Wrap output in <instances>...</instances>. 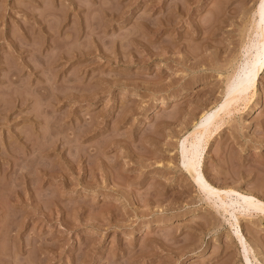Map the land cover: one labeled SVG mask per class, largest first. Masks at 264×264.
<instances>
[{
	"label": "rangeland",
	"instance_id": "rangeland-1",
	"mask_svg": "<svg viewBox=\"0 0 264 264\" xmlns=\"http://www.w3.org/2000/svg\"><path fill=\"white\" fill-rule=\"evenodd\" d=\"M261 6L0 0V264H264Z\"/></svg>",
	"mask_w": 264,
	"mask_h": 264
},
{
	"label": "bare ground",
	"instance_id": "bare-ground-1",
	"mask_svg": "<svg viewBox=\"0 0 264 264\" xmlns=\"http://www.w3.org/2000/svg\"><path fill=\"white\" fill-rule=\"evenodd\" d=\"M259 12H260L261 18L264 19V7L261 6V8L259 9ZM256 48H257V52L255 54H251L245 60L241 71L239 72V74L236 77L237 80L235 79L236 80L235 81L234 79H232V80H234L233 84L231 83L232 87L233 86H243V89L244 88L246 89L245 94L243 96L235 95V97L236 96L237 97L234 98L233 100H231L234 103H238L239 100L241 101V99H243L244 103H245L244 99L249 102V100L251 99L250 98L251 92H249V91H251V89L252 90L255 89V87H256L255 79H256L257 73L262 69L263 64H264V28L261 32V39L259 40V44L257 45ZM234 82H235V84H234ZM231 85H230V88H231ZM229 91H227L228 92L227 94H229ZM253 95H255V93ZM229 112H231V110ZM209 123H211V122H209ZM218 124H219V122H218ZM207 128H209V127H207ZM214 130H215V128H214ZM211 132H212L211 127H210V130L205 128L204 132L201 133L200 136H198V137L195 136L193 138V140L191 141L190 145H191L192 152H191V150H189V152H191V157L188 158V161H187L188 162L187 164L191 168H193V169L198 168V166H199V163H198L199 150L202 149L203 143L208 141L207 139L210 137ZM255 200L257 201L258 204L260 203V201H258L257 199H255ZM260 204H263V203L261 202Z\"/></svg>",
	"mask_w": 264,
	"mask_h": 264
}]
</instances>
